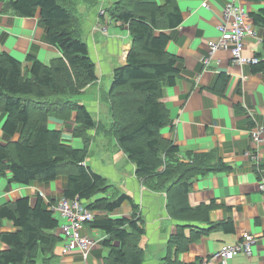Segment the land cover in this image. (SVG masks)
Returning a JSON list of instances; mask_svg holds the SVG:
<instances>
[{"label":"trees","instance_id":"trees-1","mask_svg":"<svg viewBox=\"0 0 264 264\" xmlns=\"http://www.w3.org/2000/svg\"><path fill=\"white\" fill-rule=\"evenodd\" d=\"M79 1L87 6L97 3V0H7L4 6V13L19 17L35 18L40 12L39 25L47 30L48 41L59 50L60 56L50 63L28 56L24 63L8 53H0V111L7 114L3 132L11 138L17 133L21 135L17 142H0V177L11 173L14 183L29 186L65 176L62 198L78 199L85 204L95 213L85 225L106 236L103 245L108 253L104 264H143L145 251L141 241L146 230L138 205L86 165L93 141L89 132L102 133L116 141L149 190L166 194L167 211L179 224L168 241L162 262L185 264L178 260V255L187 252L192 243L213 229L234 231L228 229V222H211L215 203L191 206L193 181L211 173L231 172L234 167L218 151L183 153L162 135V130L172 122L163 103L164 90L176 86L181 78L176 67L179 58L167 51L171 39L168 31L183 22L178 1L118 0L107 10L111 20L127 28L131 37L126 64L115 68L106 93L110 125L97 122L88 107L77 99L98 80L96 64L81 38ZM249 17L264 30V8ZM253 67L254 72H264V63ZM228 80L227 75H221L213 91L223 96ZM74 113L73 137L83 140L80 149L67 144L63 132L51 130L48 125L52 116L70 121ZM101 194L106 197L96 199ZM126 201L133 209L131 217L114 218V212ZM55 203L45 205L39 196L36 203L21 198L0 206V229L5 220L14 228L0 233V264H60L56 249L62 239L57 234L60 220L55 217ZM202 260L189 264H200Z\"/></svg>","mask_w":264,"mask_h":264},{"label":"crops","instance_id":"crops-1","mask_svg":"<svg viewBox=\"0 0 264 264\" xmlns=\"http://www.w3.org/2000/svg\"><path fill=\"white\" fill-rule=\"evenodd\" d=\"M177 1L183 22L168 31L171 39L167 51L179 58L176 67L181 78L176 86L164 90L163 103L172 122L162 130V135L178 145L183 153L187 150L198 153L218 151L220 157L234 167L231 172L196 178L189 196L193 207L215 203L217 207L210 214L211 222H228V229L234 228V231L213 229L192 243L187 252L180 253L178 260L185 264L195 263L251 235L256 239L252 255L240 254L230 264H264V190L260 188V182L264 181V134L258 147H254L251 138V131L256 128H261L264 133V72H254L255 65L236 64L227 50L209 53L212 43L221 37L218 27L224 22L227 0ZM240 1L248 17L264 8V1ZM6 2L0 0V53H8L24 63L28 56L44 63L58 58L59 50L49 43L47 30L39 25L40 12L35 18L4 13ZM98 14L97 10L79 1L81 38L87 43L96 64L98 80L77 99L88 107L97 122L110 125L112 120L106 93L110 90L115 68L126 64L131 37L127 28L115 22L109 26V22L99 19ZM249 22L255 27V33L246 38L244 55L257 58L259 63L256 65H260L264 63V30L255 26L250 17ZM102 26L108 28L107 35L101 31ZM221 75L229 77L223 96L213 91ZM75 119V113L70 121L52 116L48 125L51 130L62 131L67 144H78L83 148V140L73 137ZM6 120L7 114L0 111V142H17L20 133L11 138L3 132ZM89 135L93 141L86 165L138 205L146 230L141 241L145 251L143 264H163L168 241L179 224L167 211L166 194L153 192L143 184L136 176L135 165L115 140L96 131L89 132ZM66 183L67 178L61 176L50 183L24 186L14 183L8 173L7 177H0V206L21 198H30L36 203L39 196L45 205L56 201L54 206H57ZM104 197L106 195L101 194L96 199ZM132 213V206L126 201L113 217L130 218ZM55 217L60 219L56 213ZM204 228L210 227L204 225ZM11 231H14L12 224L5 220L0 233ZM83 233L96 241L93 250L86 258L81 252L62 256V241L56 249L60 264H104L108 253L103 245L106 236L88 225L84 226ZM186 234L189 236L190 231L187 230Z\"/></svg>","mask_w":264,"mask_h":264},{"label":"built area","instance_id":"built-area-1","mask_svg":"<svg viewBox=\"0 0 264 264\" xmlns=\"http://www.w3.org/2000/svg\"><path fill=\"white\" fill-rule=\"evenodd\" d=\"M227 1L228 4L223 11L224 22L218 27L221 37L218 42L212 43L209 53L214 54L219 50H227L236 64L243 66L256 65L259 63L257 58L244 55L246 50L245 40L249 35L255 33V27L249 22L248 14L242 8L240 0ZM205 5L203 4V6ZM107 30L106 27L101 29L103 32ZM263 134L261 128L251 131L254 147H258L262 142ZM260 188L264 190V181L260 182ZM53 210L60 218L57 234L64 242L61 255L67 256L74 252H81L85 257L94 248L96 241L85 235L83 229L87 222L93 220L95 213L87 209L86 205L79 202L78 199L67 200L65 198L60 199ZM255 244L256 239L251 235H246L240 243L223 248L220 252L203 259L200 264H230V261L240 254L251 256L252 247Z\"/></svg>","mask_w":264,"mask_h":264},{"label":"rangeland","instance_id":"rangeland-1","mask_svg":"<svg viewBox=\"0 0 264 264\" xmlns=\"http://www.w3.org/2000/svg\"><path fill=\"white\" fill-rule=\"evenodd\" d=\"M118 0H97V3L93 6H89L91 8H94L95 10H97V12H99L98 16H99V19H103L105 21H108L109 22V26L112 25V20L110 18V15L108 14L107 10L111 8V6L117 2ZM102 12H104V14H102ZM104 28L103 26L101 27V29ZM103 32V31H102ZM104 34H108V31H104ZM74 147L76 148H80L78 147V144H74L73 145ZM93 248L90 250L92 251ZM83 254V253H82ZM58 255V254H57ZM59 256V255H58ZM84 256V255H83ZM88 256V254L85 256V258ZM59 258V257H58ZM60 261V259H59ZM60 263V262H59Z\"/></svg>","mask_w":264,"mask_h":264}]
</instances>
